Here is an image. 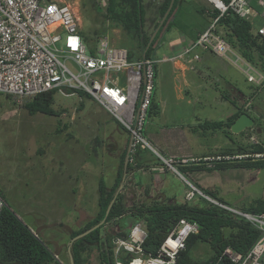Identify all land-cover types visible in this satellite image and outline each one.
I'll return each instance as SVG.
<instances>
[{"label": "rangeland", "instance_id": "obj_1", "mask_svg": "<svg viewBox=\"0 0 264 264\" xmlns=\"http://www.w3.org/2000/svg\"><path fill=\"white\" fill-rule=\"evenodd\" d=\"M249 1L256 11L250 20L261 25L264 22V0ZM67 2L78 9L83 32L93 37L91 28L103 27V24L91 23L81 14L80 0ZM156 3L157 0H142L145 11L142 29L147 36L154 34L151 28L158 22ZM106 5V0H98L100 12H105ZM189 8V15H192L200 6L190 3ZM104 21L113 44L127 48L135 46L136 39L131 38L116 21ZM90 36L88 41L93 39ZM154 51L152 57L158 72L153 99L159 112L147 114L143 133L160 156L165 159L211 157L238 145L261 143L264 147L263 78L252 83L247 80L244 63L240 61L237 67L224 59L232 66L229 73L233 84L226 83L211 74L204 76L205 70L199 60L191 59L189 66L181 59V64L177 65L178 60H157L166 55L163 47ZM66 64L78 72L73 62L66 61ZM250 73L254 74L251 70ZM225 92L236 101V105L223 98ZM65 93L60 90L54 93L53 115L29 114L24 105L26 97L0 94V190L23 223L33 232L39 231L42 241L56 240L63 247L62 258L65 264H69L70 232L82 228L95 217L98 180L102 177L107 187L114 183L129 134L91 97H80L68 90ZM240 108L254 119V124L239 133H233L229 128L223 132L220 128L213 130L197 126L204 120L224 121ZM139 152L142 157L150 159L142 163L145 170L139 169V175L136 173L133 177L131 172L137 170L135 156ZM131 156L133 168L126 174L118 191L124 194L127 205L169 197V201L182 203L187 201L185 192L191 186L214 190L231 203L264 197V173L260 170L234 167L193 171L189 175L180 173L177 163L172 166L178 173L174 171L150 148H137L131 151ZM153 165H158L161 171L153 174L147 169ZM130 224L131 219L125 215L119 226L110 225L106 229L115 233L121 226L128 231ZM47 244L52 250L53 243ZM198 245L195 257L210 255L208 244ZM97 262L98 250L90 248L85 264Z\"/></svg>", "mask_w": 264, "mask_h": 264}, {"label": "built area", "instance_id": "obj_2", "mask_svg": "<svg viewBox=\"0 0 264 264\" xmlns=\"http://www.w3.org/2000/svg\"><path fill=\"white\" fill-rule=\"evenodd\" d=\"M214 6L220 14L230 10L245 19H251L256 14L249 0L221 1L220 6ZM217 19L187 49L164 61L173 62L189 55L196 59L198 54L195 51L200 48L237 67L241 61L247 66V80L260 82L263 75L216 30ZM257 30L264 36V22ZM66 61L73 62L78 72L72 71ZM154 64L152 58L130 60L128 49L113 44L107 33L98 36L92 44H87L81 34L78 9L67 0H0V94L32 98L53 89L64 94L67 90L72 93L74 90L84 91L128 132L131 151L150 148L177 173L173 163L186 165L240 157L216 154L211 157L165 159L153 149L143 130L153 98ZM195 194L245 217L261 231V236L247 254L242 255L228 246L222 256L233 264H264V212L241 211L205 195L195 186L186 190L185 199L190 201ZM2 206L0 196V213ZM196 232L197 223L179 219L157 251L149 254L142 249L147 236L143 221L131 223L125 237L113 235L110 239L115 264H177L178 254L185 248L186 237ZM122 256L128 260L127 263L120 259Z\"/></svg>", "mask_w": 264, "mask_h": 264}, {"label": "trees", "instance_id": "obj_3", "mask_svg": "<svg viewBox=\"0 0 264 264\" xmlns=\"http://www.w3.org/2000/svg\"><path fill=\"white\" fill-rule=\"evenodd\" d=\"M228 2V0H221ZM106 10L104 13L99 11L98 0H80L79 11L93 24H103V27L91 28L93 37L81 30V34L87 44H92L97 37L105 30V19L116 21L122 29L131 37L136 39L134 47H129L128 58L130 60L151 58L155 49V43L164 27H169L173 23H168L178 0H174L167 16L159 24L162 15L166 11L170 0H164L160 9V18L156 22L154 29L158 27L154 37L150 41V36L143 33L144 11L142 0H106ZM218 17L216 30L229 42V44L247 61L255 67L264 79V36L257 28L256 22L237 16L232 11L227 10L220 14L215 8L214 12L208 17L212 19ZM88 36L91 39L88 41ZM123 46V45H122ZM125 47V46H124ZM156 67L154 73L156 78ZM156 85V84H155ZM155 88V86H154ZM80 97L90 98V95L81 90H74ZM56 89L39 93L32 98H26L25 108L29 114L42 113L53 115L52 108L53 95ZM223 98L231 104L236 105V101L230 97L228 92L222 94ZM158 106L152 98L147 114H157ZM244 112L240 108L236 113L229 116L226 120H204L197 126L203 129L216 130L220 128H230L235 118ZM193 130V129H192ZM126 148L121 154L117 176L114 183L107 187L105 180L101 177L98 180V211L95 217L80 228L70 232V239L94 226L101 220L103 223L90 231L83 237L74 240L70 246V252L74 264H85L86 253L90 248L98 250L97 264H115L114 250L110 243L113 235L125 237L127 230L121 229L115 233L107 231L106 227L118 225L125 215L131 219V223L143 221L147 236L142 243L145 253L154 254L165 236L179 221L186 219L198 225V232L189 234L185 239V248L181 250L177 257V264H233L229 259L222 256L226 247L232 248L235 252L245 255L252 248L254 243L261 236V231L249 222L245 217L214 204L199 194H195L190 201L178 203L168 199H154L151 201H137L130 205L126 204L124 194L118 192L115 196L109 212L106 214L107 206L114 197L116 190L121 182L123 173V162ZM219 155H241L240 157L220 160H210L204 163H190L179 166V172L183 174L193 171H213L228 168H244L260 170L264 173V147L261 143H251L238 145L224 149ZM129 156L127 173L133 168ZM210 164V165H208ZM137 168L140 164L135 165ZM196 185V184H195ZM198 187L205 195L227 204L244 212L259 213L264 212V198L257 197L248 203L242 202L234 205L218 196L214 190ZM3 206L0 213V264H51L55 262L53 252L34 235L32 230L23 223L18 215L9 207L6 199L0 190ZM173 200V199H172ZM39 236V235H38ZM40 238V237H39ZM41 239V238H40ZM199 243H206L210 248V255L204 258L195 257L194 252L199 247ZM122 256L120 259L125 263L128 260ZM69 260V259H68Z\"/></svg>", "mask_w": 264, "mask_h": 264}, {"label": "crops", "instance_id": "obj_4", "mask_svg": "<svg viewBox=\"0 0 264 264\" xmlns=\"http://www.w3.org/2000/svg\"><path fill=\"white\" fill-rule=\"evenodd\" d=\"M163 1L164 0H157V3H156L157 4V10H156L157 16L155 18H157L158 21L160 18V9H161V5ZM212 2H213L212 0H178L176 7L174 11L172 12L169 18V21H168V23H173V25H169V27L168 26L164 27V29L161 31L155 43V50L156 48L158 50L159 48L163 47L166 51L165 52L166 55L160 58H157V60L164 61L165 59L172 57V56H176L181 51L187 49L189 45L198 37V35L201 32H203L205 29H207L208 26H210V24L213 22L215 18L210 21L208 17L214 12L216 8L212 6V4L214 5V2L213 3ZM190 3H194L200 6V9L195 11L196 14L189 15ZM143 11H144V8H143ZM144 16H145V11H144ZM154 26L151 28L153 29V31H154ZM195 53L198 54V58L196 59L194 58V59L196 61L199 60L202 67L204 68L205 70V72L203 73L204 76L211 74V75H214L217 79L220 78L226 83L233 84L232 79L230 78V73H229L230 69H232L231 64H229L223 58L215 55L214 53L208 50H202L198 48L196 49ZM151 58L153 59V57ZM191 59H193L192 56L191 57L187 56L183 58V60L188 62V65ZM177 60H178L176 62L177 65H180L181 59H177ZM156 71L158 72L157 68H156ZM157 72H156V76H157ZM135 157L137 161L136 164H140L141 167L137 168V170L135 171L134 169L132 170L131 174L133 175V177H135L136 173L139 175V173L137 172L139 169L143 170L144 168H146L143 166L142 163L150 159V158L148 159L147 157H142L140 152ZM147 169L150 170L153 174H156V173H159V171H161L160 169L162 168L158 167V165H153L151 167H147ZM144 173H146V171H144L143 174ZM190 174L191 173H189V175ZM240 199H243V198H240ZM243 201L244 200L240 201V203H235L236 201H234L233 204L235 203L234 205H239ZM250 201L246 200L245 203H248ZM38 232L39 231L34 232V233L38 235ZM55 241L56 240L43 241L47 245V247H48L47 242L53 243L52 250L48 247L53 252L54 258H55V262H52L51 264H65L62 258L63 257L62 256L63 247L59 246Z\"/></svg>", "mask_w": 264, "mask_h": 264}, {"label": "water", "instance_id": "obj_5", "mask_svg": "<svg viewBox=\"0 0 264 264\" xmlns=\"http://www.w3.org/2000/svg\"><path fill=\"white\" fill-rule=\"evenodd\" d=\"M174 0H170L169 5L166 9V11L164 12V14L162 15V18L159 21V24H161L163 22V20L165 19V17L167 16L169 10L171 9V6L173 4ZM158 27L155 28L154 30V34L150 36V41L151 39L154 37L156 31H157ZM144 58V57H143ZM254 124V119L246 112H241L236 118L235 120L231 123L230 125V131L233 133H239L240 131L244 130L245 128L251 127ZM130 152H131V137H129L128 139V145L126 148V153L124 156V162H123V173H122V177H121V182L116 190V193L114 195V197L110 200L107 209H106V214L109 212V209L111 208L113 202L115 201V196L118 193V191L121 188V185L125 179V176L127 174V165H128V161H129V156H130ZM235 204V203H234ZM104 220H101L100 222H98L97 224H95L94 226L90 227L89 229L85 230L84 232H81L80 234L74 236L73 238L70 239L69 243H68V247H67V252H68V258H69V264H74L73 261V257L72 254L70 252V246L72 244V242L80 237H83L84 235H86L87 233H89L90 231L94 230L95 228L99 227ZM34 233V232H33ZM34 235L38 238V240H40L42 243L43 241L39 238V236L37 234L34 233ZM44 244V243H43Z\"/></svg>", "mask_w": 264, "mask_h": 264}, {"label": "bare ground", "instance_id": "obj_6", "mask_svg": "<svg viewBox=\"0 0 264 264\" xmlns=\"http://www.w3.org/2000/svg\"><path fill=\"white\" fill-rule=\"evenodd\" d=\"M214 2V4L220 6L221 1L220 0H212ZM132 264H137L136 262H133Z\"/></svg>", "mask_w": 264, "mask_h": 264}]
</instances>
